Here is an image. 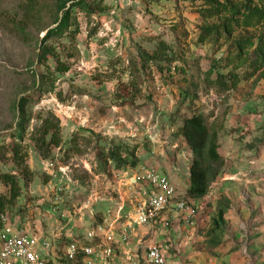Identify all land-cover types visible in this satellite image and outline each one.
Returning a JSON list of instances; mask_svg holds the SVG:
<instances>
[{"label": "rangeland", "instance_id": "1", "mask_svg": "<svg viewBox=\"0 0 264 264\" xmlns=\"http://www.w3.org/2000/svg\"><path fill=\"white\" fill-rule=\"evenodd\" d=\"M79 1L0 0V232L27 224L62 249L95 231L143 255L162 232L137 224L156 169L197 210L158 221L180 264H264V0ZM194 115L225 159L201 199Z\"/></svg>", "mask_w": 264, "mask_h": 264}, {"label": "built area", "instance_id": "2", "mask_svg": "<svg viewBox=\"0 0 264 264\" xmlns=\"http://www.w3.org/2000/svg\"><path fill=\"white\" fill-rule=\"evenodd\" d=\"M143 189V203L139 215V226L156 227L162 230L168 223H158L164 216H176L192 226L197 218V210L184 199H180L176 187L169 177L156 169L146 171ZM5 220V217L2 216ZM101 230V227L98 228ZM124 242L127 237L123 235ZM96 232L90 233L85 241H73L62 249L54 236L44 237L36 234L31 227L18 225L4 226L0 232V264H170L168 249L153 245L146 248L143 255L114 247L112 237L110 244L98 242ZM129 246V244H127Z\"/></svg>", "mask_w": 264, "mask_h": 264}, {"label": "trees", "instance_id": "3", "mask_svg": "<svg viewBox=\"0 0 264 264\" xmlns=\"http://www.w3.org/2000/svg\"><path fill=\"white\" fill-rule=\"evenodd\" d=\"M84 1L80 0L76 6H81ZM69 23V15L65 13L60 26L51 30L48 35L57 34L61 27ZM28 103L26 98L19 102V110H23ZM183 138L186 144L191 149L194 160L190 166V182L191 186L188 190V195L192 199H201L206 196L210 190V186L219 176L220 170L225 164V159L219 152V143L215 135H210L203 116L194 115L184 121ZM12 152L17 155L19 150L14 146ZM208 160H207V159ZM132 168L138 166V161L131 164ZM2 180L9 184L12 188L13 199L19 197L20 187L14 177L10 175H2ZM5 206L0 204V213L4 212Z\"/></svg>", "mask_w": 264, "mask_h": 264}, {"label": "crops", "instance_id": "4", "mask_svg": "<svg viewBox=\"0 0 264 264\" xmlns=\"http://www.w3.org/2000/svg\"><path fill=\"white\" fill-rule=\"evenodd\" d=\"M174 225H175V223H172L170 225V228H171L170 233L167 234L168 230L164 231V229H166V228H164L162 230H159V231H162L161 232L162 234L160 233L161 235L160 234L158 235V233H157L156 236L153 237L149 241L151 244L162 246V247H165L166 249H168V261L170 262V264H180V262L178 260V256L180 257V252L178 251V248L176 247V240L172 234V232L175 230ZM168 226H169V223H168ZM164 235H167V236H164ZM171 248L172 249L175 248V250H172Z\"/></svg>", "mask_w": 264, "mask_h": 264}]
</instances>
